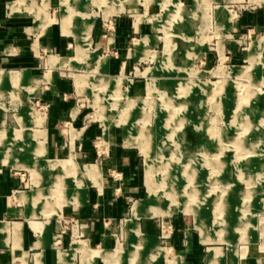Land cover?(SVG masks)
I'll return each instance as SVG.
<instances>
[{"label":"rangeland","instance_id":"obj_1","mask_svg":"<svg viewBox=\"0 0 264 264\" xmlns=\"http://www.w3.org/2000/svg\"><path fill=\"white\" fill-rule=\"evenodd\" d=\"M261 4L264 7V3ZM173 9L176 13L168 19ZM0 11L4 14L0 25L5 16H9L12 26L29 28L25 30L27 41L14 42L11 46L15 51L10 47L7 51L6 57L18 58L0 60V70L25 71L31 77L52 78L45 73L55 69V72L62 71L63 77L73 76L82 102V126L94 123L100 129V134L92 138L98 152L96 162L100 163L102 178L108 183L111 180L114 187L118 186L114 181L122 182L120 171L102 164L110 145L121 144L136 157L135 184L131 193L118 191L120 208L99 209L87 220L82 210V221L75 215L77 203L89 183L102 184L99 166L82 164L73 153L65 160H53L65 162L74 156L82 165L71 168L65 164L61 172L65 176H61L60 185L54 181L49 183L40 198H34L36 206H32L33 215H37L34 219L59 220L61 225L54 234L61 230L72 239L83 240L72 243L68 252L72 262L66 260L62 264H73L75 254H79L85 264H91L92 259L94 264H123L124 260L127 264H183L179 257L168 258L171 252L166 239L170 235L161 237L160 224L168 223L170 215L193 216L194 224H200L203 229L209 213L208 223L216 226L215 240L223 239L225 226L235 229L228 230L234 236L238 232L235 225L243 224V232H238L241 239L245 238L246 228H254L247 217L253 215L251 205L256 206L257 200L264 210V24L259 33L245 31L236 38L242 56L230 59L221 55L205 66L192 45L209 46L214 35L201 32L184 35L180 34L182 29L180 33L174 32L175 24L182 22L181 5L174 8L166 0H59V8L57 0L50 3L48 0H0ZM53 16L59 19L56 21ZM119 16L125 17L124 25L132 28L133 24H144L148 29V24L158 23L157 27H150V33L157 35L154 49L158 53L151 52V56L140 59L136 68L128 73L122 72L123 66L121 74L115 71L108 72L107 76L102 71L106 57L96 54L90 36L93 38L94 26L99 24L101 37H112L114 21ZM58 22L62 30L59 37L64 38L67 45V52L62 55L56 48L46 46L41 41L45 36L39 34L41 29L49 32L50 25L57 31ZM139 31H132L130 36L137 38ZM180 41L189 44L176 50ZM17 47L23 51L19 52ZM114 51L104 45L100 52L114 55ZM32 81L25 83L20 77L0 80V84L3 83L0 87V152L5 148L10 151L15 144L14 137L20 134L25 143L24 158L32 161L65 158L66 150L54 155L38 151L37 145L45 137L47 105L38 97L42 87L35 82L34 87H29ZM147 157H151V176L157 194L152 201L148 197ZM10 172L24 173L21 188H30L28 171L12 168ZM47 178L44 177V183ZM65 179L71 184V202L59 199L66 191ZM117 195L113 194V198ZM148 201L152 202L155 212L151 205L143 209ZM23 207L26 211L27 205ZM136 209L137 215L134 214ZM142 220L155 222L157 233L140 231L153 235L157 244L140 233L138 223ZM95 221L106 235L103 242L91 240L92 231L99 229ZM259 221L263 236L264 214ZM78 241L83 250L74 251V243ZM60 244V239L52 238L55 250ZM112 246L109 251H98ZM216 251L211 254L213 264ZM126 255L129 257L124 259Z\"/></svg>","mask_w":264,"mask_h":264},{"label":"crops","instance_id":"obj_2","mask_svg":"<svg viewBox=\"0 0 264 264\" xmlns=\"http://www.w3.org/2000/svg\"><path fill=\"white\" fill-rule=\"evenodd\" d=\"M50 1L51 0H48V3H50ZM57 1L59 8V0ZM146 1L149 2L150 0H145V2ZM166 1L171 2L174 8L177 4L181 5L180 16L182 22L175 24L173 27L174 32L178 33L179 30L182 29L181 33H179L184 35H191L198 32L212 33L214 35V41L211 42L209 46L192 45L197 48L196 52L200 53L199 57L202 59L205 66L211 65L218 60L221 55L230 59H236L242 56V52L238 48V39L236 38L244 34L245 31L255 34L259 33L264 24V7L261 4L264 3V0ZM252 2L257 5H250ZM247 5L249 6L245 7ZM53 10L54 9H52V13ZM175 13V9L170 11L168 13V19ZM3 17L4 14L0 11V18L2 19ZM5 17L6 19L2 20L0 25V60H13L18 57H6V55L9 54L7 51L9 47L13 49L11 45L14 42L25 43L27 41L26 38L28 34L25 30L27 29L29 31V28L26 27L24 30V28L12 26V22L8 21L12 18L9 16ZM58 19L59 17L56 18V21ZM125 22V17L122 16L115 19V29L112 37H108L107 39L101 37L99 24L94 26L93 38L90 36V41L93 42V46L91 47L96 49V54L103 58L106 57L105 66L102 70L106 74L115 71L121 74L123 66L124 70L122 72L124 74L128 73L136 68V63L140 59L151 56V52L158 53V51L154 49V45L158 41L157 35L150 33V27H157L158 23H154V25L148 24V29H145L144 24H133L132 28L131 25H124ZM135 30H140V34L137 38L130 36V33ZM40 32L39 34L45 36L41 41H44L46 46H51L53 49L56 48L59 50L58 54L60 55L67 50L64 38L59 37V35L62 34L60 24L57 31L50 25L49 32H42V29ZM163 32L165 33V31ZM177 44L178 47L176 50H181L189 43H184V45L183 42L180 41V43ZM104 45L106 49H109V47L115 49V54L110 55L109 52L101 53L100 51L104 49ZM17 50L19 52L23 51L22 48H18ZM13 51H15V49H13ZM186 55L188 54L185 53V56ZM51 61L53 62L54 60H50V62ZM178 65L180 64H177V66ZM150 69L152 70V68ZM47 72L48 73H45V75H49L52 78L47 76L31 77L28 76L25 71L5 72L0 70V80L20 77L21 81L25 83H29L33 80L29 87L35 86L33 82L38 83V85L42 87L41 95L38 97L42 98L46 103L47 115L45 116L43 114L45 116V137L42 138V142L38 143V151L41 154L49 151L54 155L57 152L66 150L68 154L65 158H45L40 161H32L24 158L22 153L25 151V143L23 136L20 134L14 137L13 143L15 144L11 145L12 148L10 151L5 148L0 152V165L1 161L6 158L17 160L22 167L16 169H22L30 173V188L22 189L21 186H23L24 173L16 175L14 172H10V169H1L0 166V264H62L66 260H69L68 262L70 263L72 262V255L68 252L71 250L72 243L75 240L83 241L81 238L72 239L70 234H67L65 231L60 232V230L59 239L61 244L60 247L55 250L52 247V238H54V233L56 230H59L61 225L59 220L54 219L49 221L47 219H34V216L37 215H33L32 211V206H36L34 205V198L38 200L37 198H40L43 189L47 190L46 186H48L49 183L54 181V184L60 185L61 176H65L64 173H61L65 164L69 165L71 168H77L80 163L97 165L100 170V163L96 162L98 152L92 140V138L100 134V129L94 123L82 126V102L81 97H79L76 92V84L73 76L71 75V78L63 77L62 71L55 72V69H48ZM107 76H109V74H107ZM42 83L43 85H41ZM2 84H0V87ZM4 128L6 127L4 126ZM65 132L67 135H65ZM18 141H20V143H18ZM76 149L77 151H75ZM109 151L108 156L103 159L102 164L116 167V169L120 171L119 173H121L119 178L122 177V182H118V180L114 181L115 184L118 183V188L114 187L111 180H109L108 183L106 178H102L100 170L102 184L95 185L89 183L91 187L89 188V186H86L84 195H81L80 202L77 203L78 207L75 215L78 216L81 221L82 210L87 220L91 217L93 218V214H96L95 212L99 209H114L115 206L120 208V204L122 203L117 195L118 191L121 190L120 194L131 193L130 191L133 189V184H135L137 168L136 157L131 156L130 151L123 148L121 144H111ZM71 153L77 156L80 163H78V160L74 156H70V159L65 162L53 161L65 160ZM82 155L85 156V160L82 159ZM45 164H53L55 165V169L38 173L31 172L34 167ZM80 166L82 165L80 164ZM43 175L49 178H47L46 183H44ZM35 181H38V183ZM66 185V191L62 193V195H66L67 198L65 197L64 199L61 195L59 198L60 202H71V184L66 183ZM113 194L117 196L113 198ZM252 202L254 203V201ZM24 204L27 205L26 211L23 207ZM255 205L256 206L251 205L253 215L247 216L249 220H252L254 228H246L244 239L238 236V232H243L245 227L241 223L237 226L235 225V228H238L236 235L231 236L229 234V228L234 229L232 226H225L223 239L215 240L216 226L214 223L212 226L208 223L210 222L208 221L210 220L209 213L207 214L206 226L203 229H201L200 224H197V226L194 224L193 216H191V218H186L181 215H170L169 219L173 229L169 239H166L168 244L167 247L171 252L168 258L171 259L172 256L179 257L183 261V264H213L211 261L214 259L211 254L213 250L216 249L218 252H215L216 263L214 264H264V235L262 236L261 234L259 221L260 215L264 214L260 212L264 210L259 207L257 200H255ZM256 211H259V213ZM95 222L96 228L99 227L100 224H98L97 221ZM91 225L93 226L92 221ZM138 227L139 231L145 229L146 231L157 233V226L153 220H142L140 224L138 223ZM102 232L103 230L101 227L96 229V231H92L91 240L94 241V239H99L103 242L106 239V235ZM140 233L151 237L153 242L157 244L153 235L142 233L141 231ZM2 234L5 236H2ZM80 234H82V229ZM87 240H90V238ZM79 241L74 243V251L76 249L83 250V245ZM132 243L134 242L132 241ZM113 246L98 251H109ZM127 257L129 256L126 255L124 259ZM91 262V264H94L93 259ZM73 264L85 263L79 254H75ZM123 264H127V262L124 260Z\"/></svg>","mask_w":264,"mask_h":264},{"label":"bare ground","instance_id":"obj_3","mask_svg":"<svg viewBox=\"0 0 264 264\" xmlns=\"http://www.w3.org/2000/svg\"><path fill=\"white\" fill-rule=\"evenodd\" d=\"M177 138H178L179 141H181L180 136H178ZM181 143H183V141H181ZM148 145H150V143ZM149 150H150V152L152 154L153 153V150H151L150 148H149ZM146 162H147V166H148V170H147V174H148L147 175V181H148L147 184H148V187H149L148 188V197H149V201H152L157 194H156L155 188H154V180H153V178L151 176V169H152V166H151V157L150 158L147 157V161ZM0 166H1V169H8V170L9 169H12V168H15L16 169V168L22 167V165L20 164L19 161H17V160H11V159H8V158L3 159L1 161V165ZM53 169H55V165H53V164H45L43 166L40 165L38 167H34L31 172L38 173V172H44V171H51ZM149 201H148V204H146L143 207V209L145 207H148V205L149 206L151 205L152 202L150 203ZM150 207H152V205ZM151 210H152V212H155V208L154 207H152ZM138 213H139V211H138V209H136L134 211V214L137 215Z\"/></svg>","mask_w":264,"mask_h":264},{"label":"built area","instance_id":"obj_4","mask_svg":"<svg viewBox=\"0 0 264 264\" xmlns=\"http://www.w3.org/2000/svg\"><path fill=\"white\" fill-rule=\"evenodd\" d=\"M172 229H173V227H172V224L170 223V221H168V223H166V224L162 222L160 224L161 237L167 238L170 235ZM59 235H60L59 232L54 234V239L56 238V240L58 241L59 240Z\"/></svg>","mask_w":264,"mask_h":264}]
</instances>
